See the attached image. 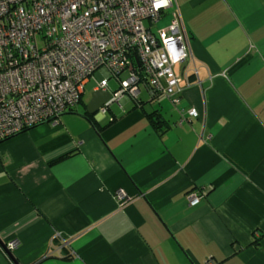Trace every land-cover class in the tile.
Here are the masks:
<instances>
[{
	"label": "crops",
	"instance_id": "1",
	"mask_svg": "<svg viewBox=\"0 0 264 264\" xmlns=\"http://www.w3.org/2000/svg\"><path fill=\"white\" fill-rule=\"evenodd\" d=\"M178 3L193 53L179 104L144 87L143 107L94 114L102 129L83 104L0 142V237L21 264H264V0Z\"/></svg>",
	"mask_w": 264,
	"mask_h": 264
},
{
	"label": "built area",
	"instance_id": "2",
	"mask_svg": "<svg viewBox=\"0 0 264 264\" xmlns=\"http://www.w3.org/2000/svg\"><path fill=\"white\" fill-rule=\"evenodd\" d=\"M191 62L178 0H0V142L43 122L58 124L90 80L112 95L102 115L115 101L139 99L143 85L177 105L191 84ZM182 111V119L198 115L194 104ZM115 198L124 204L133 197L118 188ZM188 199L197 205L200 196ZM4 243L15 255L19 240Z\"/></svg>",
	"mask_w": 264,
	"mask_h": 264
},
{
	"label": "rangeland",
	"instance_id": "3",
	"mask_svg": "<svg viewBox=\"0 0 264 264\" xmlns=\"http://www.w3.org/2000/svg\"><path fill=\"white\" fill-rule=\"evenodd\" d=\"M168 18H169V14L168 15H166L161 21H159L158 23H157V25L156 26H163V25H165L166 23H167V21H168ZM127 71L126 72H124L123 73V75H122V77H126L127 76ZM95 77L97 78V79H101L102 77H101V73H100V71L99 72H97L96 73V75H95ZM109 83H110V86L111 87H113V89H116L117 87H118V82L116 81V79H114V78H112V79H110V81H109ZM95 84H96V82L94 81V80H90L87 84H86V87H85V93H84V95H83V98H84V100L86 101V102H88L89 100H90V98H91V94H92V92L94 91V86H95ZM144 88V85L142 86V89ZM163 95V96H162ZM162 95H160L161 97H167L165 94H162ZM144 97V96H143ZM130 104V103H129ZM112 108L115 110V111H118V110H122L121 108L122 107H120V104L118 103V102H113L112 104ZM156 106H159V105H157V104H155V106L153 105V106H150V109L152 110L154 107H156ZM76 107H78V109L79 110H84V105L82 104V103H79ZM149 108V107H148ZM109 109V108H108ZM108 109L106 110V112L108 111ZM99 112H100V109H99ZM106 112H105V114H106ZM107 115H110V113L108 112L107 114H106V116ZM108 117V116H107ZM109 118V117H108ZM104 119V123L105 122H107L109 119ZM1 245V244H0ZM1 247L3 248V246L1 245Z\"/></svg>",
	"mask_w": 264,
	"mask_h": 264
},
{
	"label": "water",
	"instance_id": "4",
	"mask_svg": "<svg viewBox=\"0 0 264 264\" xmlns=\"http://www.w3.org/2000/svg\"><path fill=\"white\" fill-rule=\"evenodd\" d=\"M264 32V31H263ZM111 93L105 90H94L91 94L90 100L86 104V111L89 114H97L99 109L111 99ZM0 244L3 246L4 251L14 264H21L13 252L6 246L0 237Z\"/></svg>",
	"mask_w": 264,
	"mask_h": 264
},
{
	"label": "trees",
	"instance_id": "5",
	"mask_svg": "<svg viewBox=\"0 0 264 264\" xmlns=\"http://www.w3.org/2000/svg\"><path fill=\"white\" fill-rule=\"evenodd\" d=\"M156 97V96H154ZM84 98L83 96L81 97L80 99V103L86 105V103L84 102ZM145 101L142 100L141 98L139 99H134V106L133 107H136V106H141L143 107V103ZM111 108L109 107L108 110H110ZM71 110H75V108L71 109ZM86 114L90 117L91 120H93V124L96 125V127H98V129H102V126L100 124H97L98 122H96L94 120V115L93 114H89L86 112ZM145 114L147 116V118L151 121V123L153 124V126L158 129V130H161L163 131L164 130V126H166L167 124V120L165 119L164 115L162 113H160L159 110H150V111H146L145 110ZM116 118L115 117H112L111 121H114ZM65 155H63L61 158H64ZM60 158V159H61ZM213 261V259H211ZM214 262V261H213Z\"/></svg>",
	"mask_w": 264,
	"mask_h": 264
}]
</instances>
